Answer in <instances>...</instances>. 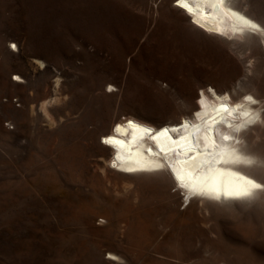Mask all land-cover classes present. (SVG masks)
I'll list each match as a JSON object with an SVG mask.
<instances>
[{"label": "rangeland", "instance_id": "374dc122", "mask_svg": "<svg viewBox=\"0 0 264 264\" xmlns=\"http://www.w3.org/2000/svg\"><path fill=\"white\" fill-rule=\"evenodd\" d=\"M226 1L264 26V0ZM182 8L0 0V264H264V178L243 202L187 199L166 167L119 168L104 144L126 117L191 115L211 87L256 88L264 111L262 39Z\"/></svg>", "mask_w": 264, "mask_h": 264}, {"label": "bare ground", "instance_id": "6f19581e", "mask_svg": "<svg viewBox=\"0 0 264 264\" xmlns=\"http://www.w3.org/2000/svg\"><path fill=\"white\" fill-rule=\"evenodd\" d=\"M187 4L191 11L186 7L182 8L183 11L187 10V14L221 35L248 32L264 42V26L226 0H187ZM247 96L252 100H246ZM260 96L263 95L256 88L232 97L211 87V91L197 93L196 100L190 103L191 115L156 127L126 117L102 131L104 138L113 137L120 143H106L104 140V144L110 147L113 162L119 168L158 169L161 167L156 165H164L178 189L187 194V199L192 196L213 200L236 198L243 202L257 189L260 191L261 187L255 188L253 184L262 186L264 178V151L254 146L264 124ZM45 104L41 105L44 111ZM221 105H226V108ZM128 121L136 127L129 125ZM238 127L239 131H236ZM224 135L231 139L223 140ZM205 143H208V148L204 147ZM209 152L214 153L211 160L207 155ZM238 157L252 163H233ZM177 174L185 177L183 182L177 179ZM227 192L249 194L229 196L225 195Z\"/></svg>", "mask_w": 264, "mask_h": 264}, {"label": "snow or ice", "instance_id": "6c2138e0", "mask_svg": "<svg viewBox=\"0 0 264 264\" xmlns=\"http://www.w3.org/2000/svg\"><path fill=\"white\" fill-rule=\"evenodd\" d=\"M177 3L182 5V6H184V7H186V8H188V10L191 11L190 6L187 4V0H177ZM253 27H255V25H253ZM209 91H211V89H209ZM245 99L251 101L252 97L251 96H247V97H245ZM221 107L226 108V105H221ZM128 123H129V125H132L133 127H136V125H134L132 121H128ZM119 129H120V126L117 125V130H119ZM164 131L166 132L167 130L165 129ZM236 131H239V127L236 129ZM205 139L208 140V139H210V137H205ZM222 139L227 141V140L231 139V137H229L228 135H224V136H222ZM105 142L106 143H112V142L120 143V141H114L113 137H106L105 138ZM237 143H239V142H237ZM212 145H213V147H215V141L214 140L212 141ZM204 147L208 148L209 147L208 143H205ZM207 155H208L209 159L211 160L213 155H214V153L213 152H209ZM214 162L218 163L219 161H214ZM232 162L233 163L243 162V163H247V164H251L252 163L251 160H243V161H241V159L239 157L237 159L233 160ZM163 166L164 165H156V167H163ZM177 179H179L180 181L183 182L185 177L183 175H181V174H177ZM248 183L252 184L253 182L252 181H248ZM185 186H187V185H185ZM253 187L259 188L261 186L253 184ZM248 194L249 193H247V192H235V193L227 192V193H225V195H229V196H232V195H235V196H246ZM217 198H219V197L217 196Z\"/></svg>", "mask_w": 264, "mask_h": 264}]
</instances>
